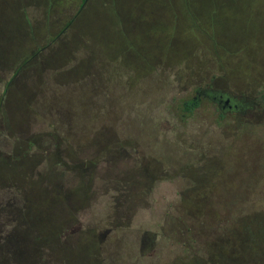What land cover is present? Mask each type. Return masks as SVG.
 I'll return each instance as SVG.
<instances>
[{
  "label": "rangeland",
  "instance_id": "1",
  "mask_svg": "<svg viewBox=\"0 0 264 264\" xmlns=\"http://www.w3.org/2000/svg\"><path fill=\"white\" fill-rule=\"evenodd\" d=\"M81 3L0 0V264H264V0Z\"/></svg>",
  "mask_w": 264,
  "mask_h": 264
},
{
  "label": "trees",
  "instance_id": "2",
  "mask_svg": "<svg viewBox=\"0 0 264 264\" xmlns=\"http://www.w3.org/2000/svg\"><path fill=\"white\" fill-rule=\"evenodd\" d=\"M89 0H82V3L79 7V13L84 9L85 5L88 3ZM74 19H72L68 24L66 29L74 23ZM63 33V32H62ZM27 63V62H26ZM19 71V70H18ZM17 71V72H18ZM16 72V73H17ZM201 88L200 87H193L192 96L188 98L182 99H173L171 102V107L174 108V112H176V116L181 119V121H186L190 117H192L197 109L200 107V96H201ZM196 94V95H195ZM260 100L264 103V92L261 93ZM220 116L223 117V113L220 112ZM10 239L5 241V244L9 242Z\"/></svg>",
  "mask_w": 264,
  "mask_h": 264
},
{
  "label": "flooded vegetation",
  "instance_id": "3",
  "mask_svg": "<svg viewBox=\"0 0 264 264\" xmlns=\"http://www.w3.org/2000/svg\"><path fill=\"white\" fill-rule=\"evenodd\" d=\"M230 102H231V100H225V101H220V103H224L227 107H229V108H232V106L230 105Z\"/></svg>",
  "mask_w": 264,
  "mask_h": 264
}]
</instances>
